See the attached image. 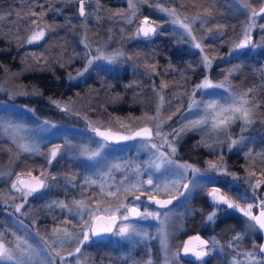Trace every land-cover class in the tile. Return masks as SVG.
Instances as JSON below:
<instances>
[{
	"label": "rangeland",
	"instance_id": "1",
	"mask_svg": "<svg viewBox=\"0 0 264 264\" xmlns=\"http://www.w3.org/2000/svg\"><path fill=\"white\" fill-rule=\"evenodd\" d=\"M263 1L260 0L259 5ZM121 2L125 6L127 0H121ZM158 3H162L169 8H175L178 16L186 23H191L192 17L196 15L181 11L173 4L174 2ZM231 3L233 4L230 6L231 11L224 14L227 17L224 18L235 22L233 28H230L226 21L221 22V24L219 22L211 23L207 17H204L208 21L204 27L200 26V21L192 24L193 35L204 47L203 54L212 59L211 68L205 69L200 63L198 67L192 65V68H190L192 57H187L186 63L189 67V73L182 74L177 80L173 76L170 77L169 85L172 84L168 89L170 97L166 93L168 85L166 81L158 82L154 72L149 71L150 69H139V73L150 75V83L157 89V93L154 100L151 99V94L146 97L143 96L142 105L144 108L139 107L141 111L137 110L136 114L131 113L130 116L128 114L123 117L104 115L102 113L103 108L99 110L94 107L97 104L92 101L93 94L86 93L84 95L81 88V90H74L73 95L70 94L65 98L56 97L48 101V107L62 120L54 121L40 117L35 115L33 111H28L30 108L27 105L16 104L13 101L15 97L22 100H27L29 97H38L37 91L33 90L30 85L28 87L18 85L19 77L29 69L28 64H22L20 69L2 75L0 81V119L18 124L23 130L13 135L11 129L5 131L3 127H0V138L5 139L2 145L4 153L0 155V233L4 234L6 241L13 243L15 242V236L12 233L27 236L34 248L37 250L43 249L40 255H33L30 264H43L49 250L41 237H44L51 244L56 239L52 234V229L58 225L70 232L79 234V238H83L80 225L83 224L84 220L89 219L87 209L81 217L75 211L70 213L67 209L52 205L54 201H64L66 204L71 205L73 200L80 199H85L91 209H115L120 203L134 204L139 207L141 212L146 210L159 212L161 214L160 220L147 218L118 221L117 225L131 223L136 226L137 231L141 234H147V236L133 235L130 238L108 235V239L113 244L128 245L127 248L123 247L118 251L108 250L104 254L94 253L90 250V244L93 242L91 238L80 246V253L68 256L69 251H75L76 241H66L63 249H61V255L66 257L63 264H76L77 260L80 261V264H133V262L142 264L143 261L148 259L149 250L153 264H164L166 256L170 258L173 254L178 253L181 245L180 233L189 228V220L194 214L201 213L204 209L192 205L194 196L200 202L204 199L207 202L203 204L207 212L203 218H198L195 224L199 228H207L209 230V233H207L208 240L212 241L214 239L217 242V245L212 248L209 254L215 256L216 259L214 258L212 263L209 262L208 264H234V262L235 264H247V257L243 253L253 251V245L257 246L255 253L258 260H264V255L258 251L261 240L260 231L249 230L247 225L250 221L241 212L229 209L226 205L213 206L211 198L207 195L214 187H220L223 189H221L223 193L229 195L241 207L246 208L248 203H252L253 214H256L258 208L256 205L260 203L261 199H264V185L256 190L255 196L252 192V185L257 180L264 179V175H262V172H264V157L257 155L264 153V102L260 97V93L264 89V29L260 27L253 28L251 31L252 43L245 48L234 49V46L244 39V22L247 20V15L244 10L239 9L237 0H230ZM142 4L140 10L142 15L135 24H125L118 14H114L115 16L108 14V16L102 17L109 19L110 22H121V26H129L128 28L125 27L129 30V33L123 32L122 36L134 41L136 38H133V34L137 25L144 16H148L150 20H154L160 25L159 29L171 31L177 37L176 44L180 50L189 53L199 62L200 50L192 47L191 37L185 33V30L178 24L171 23V18L159 12L155 7L156 4ZM97 5H99V9ZM259 5H253V7L257 9ZM100 7L97 0H90L89 5H86L87 17H82L84 21L79 22L78 25L72 28L65 22L67 20L60 21L61 24L53 22L56 20L58 12L55 13L52 8L42 9L40 12H36L34 16L30 13L27 22L20 25L14 24L12 27L11 32L16 36L14 42H17L19 46L27 45L35 48L36 58L31 54L29 57L34 60L37 66L43 68L49 63L46 61L47 58H52L55 63H58L57 65H60V68L68 61L76 62V65L71 68H74L76 74L71 79L77 81L80 85L84 76H95L94 79L99 80L102 75V73L99 74L100 71L105 73L125 70L132 72L134 68L135 71H138L129 57L114 43L117 38L121 39V37L113 34L115 26L106 22L104 24L101 22L94 24L96 19H103L99 13ZM76 12L77 10L72 12L73 17H75ZM0 17H2L0 18V25L11 21L9 19L11 15L1 14L0 12ZM33 20L37 22L39 27L45 29L46 35L42 40L28 44L26 40L36 27L31 23ZM87 21L92 22L94 26L89 25ZM258 23H264V19L259 20ZM217 25H223L222 35L217 30ZM208 29H212V32L209 33ZM68 31L70 33L69 38L67 37ZM206 40L214 41L219 49L207 47L204 44ZM85 44L88 46L85 47ZM42 47L43 49H41ZM101 52L105 55L122 52L124 55L112 64L105 60H96L88 67L87 71H84L88 60L100 55ZM78 62H81L80 65H78ZM94 68L99 71L89 72L90 69ZM193 69L195 70L193 71ZM230 69L233 71L229 75ZM247 69L259 72L254 82L248 76ZM79 72H83V75H77ZM205 76L211 79L213 83H224L225 87L236 95L242 94L250 88H255L254 95L260 103V107L253 114L254 122L244 125L242 120L237 119L224 131H218L211 128L209 117V124L207 125L192 130H184L175 139L169 136V140L174 143L177 149L172 159L177 163H187L200 170L195 175H193L191 169L187 170L191 190L187 191L185 196H178L177 202L173 205L171 204L167 208L152 205L147 201V193L142 195L139 201L134 200L131 195H128L125 199L126 194L124 193H118L117 196H106L105 193L109 190L116 192L125 175H133L129 171L128 165L140 164L141 167H144V162L151 158V151L140 148L141 142L134 140L124 144H108L102 150L100 158L92 161L87 160L85 156L80 154L79 146L87 145L89 148L95 149L97 146L95 141H100L94 136L89 126L95 125L129 132L144 124H148L155 129L156 124L160 123L162 134L173 133L174 130L180 131L189 120L200 119L205 115L204 103L202 102L214 99L220 101L221 104H226L230 100V92L224 89L195 91L193 95L195 85L200 83ZM225 76L228 77L227 80H225ZM161 97H163V101H161ZM192 99L199 104V107L189 110L188 105ZM52 101L59 102L60 106L57 107ZM128 103L125 104V108ZM130 106H135L132 101ZM62 108H67L68 111H62ZM158 108L159 114H157ZM150 117L153 119H149ZM44 121H48L49 124L45 125ZM242 127L246 128L243 133L241 132ZM241 135L245 137L244 143L229 150L228 145L231 141L228 137L239 139ZM13 139H15V143H13ZM65 142L68 146H65ZM154 142L159 144L162 141L156 139ZM18 144H27L33 150L24 152L18 147ZM57 145L62 147L61 154L53 161L52 165H48L47 158L50 149ZM13 148L15 152H18V155H12V158L15 159L12 162L10 161L9 168H2L1 163L6 157L10 156V151H13ZM249 149H252V158L245 157V153ZM163 151L168 152L167 149H163ZM19 154L24 156H19ZM36 155H40L42 159L38 161L37 169L33 170L26 166L23 157L29 158ZM221 157H223V166L229 173L234 174L237 177L236 179H233L231 175H218L215 171L210 170V162L219 166ZM116 163L121 165V169L119 171L112 169L109 173L110 166ZM45 172L48 173L47 177H43ZM253 172L255 175L250 176V173ZM32 173L37 174L40 178H45L49 187L29 196L25 202L20 193L11 188V185L17 179V176L28 177ZM147 175V173L142 174L140 179L146 180ZM52 176H56L57 179L52 180ZM72 176H75V180L69 182V178ZM154 177L161 184L174 179L171 173H164L163 170L161 173H154ZM86 178L95 179L98 183L87 185L85 184ZM246 181H250V183ZM73 184H75V187H73ZM101 184H103L105 190L103 193L100 190ZM178 191L185 190L180 187ZM135 195H141V193L137 192ZM156 196L169 197L170 195L161 193ZM19 204H23V207L20 212H17L16 205ZM207 205L211 206L209 210L206 208ZM213 211L216 212L215 219L208 221L207 216ZM98 214L107 215L103 211L98 212ZM229 216L232 219L227 221L226 218ZM65 221H69V223H64ZM161 221L164 223L161 224ZM161 229L167 235V253L161 248ZM237 234L242 235L243 239L234 240L233 237ZM257 236H260V238L257 239ZM229 243H231V247H229ZM56 264H61L58 257L56 258ZM174 264L188 263L181 260L178 255V259Z\"/></svg>",
	"mask_w": 264,
	"mask_h": 264
},
{
	"label": "snow or ice",
	"instance_id": "2",
	"mask_svg": "<svg viewBox=\"0 0 264 264\" xmlns=\"http://www.w3.org/2000/svg\"><path fill=\"white\" fill-rule=\"evenodd\" d=\"M86 2L87 0H79V15L81 17H87L88 13L86 12ZM239 4V9L244 10L247 15V20L244 22V39L234 46V49L245 48L249 44L252 43L251 40V31L253 28L260 27L264 29V23H258L259 20L264 19V5H262L259 10H257L249 0H237ZM149 3V0H127L128 5V13L125 14L123 11L118 15L123 19L125 24H133L140 14L139 4ZM156 9L164 13L165 15L171 18V23L178 24L181 28L185 30V33L191 37L192 47L195 49H199L201 53L199 63L203 65L205 69H209L212 66V59H210L207 55H204V47L202 43L197 41L195 35H193L192 24L196 21H200V26L204 27L208 21L204 19V17L197 13L192 17L191 23H186L182 20L175 8L166 7L162 3H156ZM99 9V5H97ZM205 14L207 16H212V11L209 9H205ZM31 15H36V13H31ZM2 18V17H0ZM32 24L36 25L33 29L31 35L27 38L26 43L32 44L42 40L45 35V29L39 27L37 22L33 20ZM160 25L157 24L154 20H150L148 16H144L140 23L137 25L136 30L133 34V38L143 37L144 39H150L154 35L158 33ZM123 31V29H121ZM217 30L223 34V25H217ZM208 32L211 33L212 29H208ZM82 43L84 41H81ZM88 45L85 44V47ZM255 47V45H253ZM233 49V50H234ZM124 54L122 52H117L112 55H105L101 52L100 55L94 56L88 60L87 65L85 66L84 71L88 70V67L93 64L96 60H105L109 64L117 62ZM192 68V65H189ZM195 69H193L194 71ZM233 70H229V75ZM77 75H83V72L77 73ZM71 78V77H70ZM228 77L225 76V80ZM166 86V85H165ZM208 89H224L225 91L230 90L225 87L224 83H213L211 79L207 76L204 79L195 85V91H205ZM251 94V95H250ZM255 88H250L246 92L236 95L235 93L230 92V100L226 104H221L218 100H209L204 103L205 115L200 119L189 120L187 124L184 125L180 131H173V133L162 134L160 123H157L155 129L149 126H145L135 131L132 135H119L117 133H113L110 130L102 131L99 127L95 125H90L91 131L95 134V136L100 138V141H95L97 144L95 149L89 148L87 145L79 146L80 154L85 156L87 160H97L102 156V150L107 147L109 143H120L123 141H134L139 140L140 148L151 151V158L144 162V167H141L140 164H129L128 169L133 173L132 176L125 175L123 180L121 181V185L117 188L116 192L111 190L105 193L106 196H117L118 193H124L125 199H127L128 195L133 196V199L136 201L141 200V196L144 194H148L147 198L149 202H154L159 208H167L169 205L173 203V200L178 199V196H185L187 191L191 190V185L188 182L187 170L191 169L193 175L197 174L200 170L192 167L191 165L184 163H177L172 156L175 155L177 149L169 140V136H172L173 139L178 138L184 130H192L199 128L201 126L209 124V117L211 128L213 130L224 131L231 123L235 120H242L244 125H249L253 123V114L257 108L260 107V103L255 98ZM191 99V98H190ZM161 101H163V97H161ZM55 103L57 107H59V102L52 101ZM199 107V104L192 99L188 105V109L191 110L193 108ZM62 111H68L67 108H62ZM28 111H33L32 109H28ZM157 114H159V108L157 109ZM149 119H153L150 117ZM171 119V117H169ZM45 125H48V121L43 122ZM54 127V125H52ZM0 127H3L5 131L12 130L13 135L22 131V127L18 124H13L11 122H5L0 119ZM246 130L245 127L241 128V132L243 133ZM156 139H160L161 143L154 142ZM231 141L229 143L228 148L231 150L237 145H242L244 143L245 137L240 136L239 139H233L231 136L228 137ZM15 139H13V143H15ZM65 146L67 142H65ZM18 147L24 151L29 152L33 149L31 146L27 144H18ZM163 149H167L166 153ZM62 151V147L60 145L55 146L50 149L47 158V164L52 165L53 161L60 156ZM261 157H264V153L257 154ZM246 158H252V149H249L248 152L245 153ZM221 164L218 166L215 163L209 164V168L211 171H215L218 175L228 176L231 175L233 179H236L234 174L229 173L226 168L223 166V157L220 158ZM112 169L120 170L121 165L116 163L112 164L109 168V173ZM163 170L164 173H171L174 176V179L167 180L163 184L159 183L157 179L154 177V173H161ZM147 173V179L141 180L140 177L142 174ZM251 175H255V173H250ZM264 175V172H262ZM48 173H43V177H47ZM52 180H56V176L51 177ZM75 180V176L69 178V182ZM249 182L250 181H246ZM98 181L92 178H86L85 184L87 185H95ZM264 185V179L257 180L255 184L252 185L253 195H256V190ZM49 187L45 178L33 177L31 182H27L22 180L19 176L12 183L11 188L16 192L20 193L21 197H23L24 201H27L29 196H32L34 193L40 191L41 189ZM75 187V184H73ZM180 187H183L185 191H178ZM100 190L103 193L104 186L100 185ZM141 193V195H135V193ZM167 194L171 196V199L167 200H159L156 199V195L158 194ZM175 193V194H174ZM212 201V205H226L229 209H235L236 211L241 212L245 217H247L250 223L247 225L248 229L251 231L259 230L260 232H264V199L260 200V203L256 205L261 210L258 215L253 214V204L248 203L247 207H241L240 204L234 202L229 195L223 193L220 187H214L207 194ZM52 205L59 207L61 209H67L70 213L75 211L77 215L83 217L85 214V210L87 209V215L89 219L84 220L83 224L80 225L82 228V239L79 238V234H75L73 232L68 231L66 228H62L61 226H57L52 229V234L56 237L55 240L52 241L51 244L44 237H41L44 240V244L47 247L48 255L45 257L43 264H56V258H59L61 264L65 261L66 257L61 255V249H63L66 241H76L75 251H69L67 253L68 256H74L77 253L81 252V245L88 242L92 237L102 236L107 233H111L112 235L120 236L122 238H130L133 235L135 236H147V234H141L137 231V228L134 224L131 223H120L117 225V221H129V220H137V219H147L151 218L154 220H160L159 212H149L144 211L141 212L139 207L134 204L120 203L118 207L115 209L112 208H96L91 209L86 203L85 199L73 200L71 205L66 204L64 201H54ZM50 205V206H52ZM23 204L16 205V211L20 212ZM103 211L107 215L106 216H98L97 213ZM216 212L213 211L207 216L208 221H213L215 219ZM64 223H69V221H65ZM164 222L161 221V224ZM118 228V230H116ZM15 236V242L6 241L4 239V234L0 233V264H30L33 255H40V252L43 249L37 250L34 248L33 244H31L27 238V236H19L16 233H12ZM234 240H241L243 236L237 234L233 237ZM192 241H196L195 244ZM160 244L161 248L167 253L168 251V242L167 235L161 229L160 234ZM217 245V242L213 239L212 241L202 240L199 236L192 237L189 241H186L183 245V253L184 255L191 254L196 258L197 261H201V264H204V257L208 256ZM231 243H229V247H231ZM256 245H253L254 250L251 252L243 253L244 256L247 257V264H264V260H258L255 249ZM258 251L260 253H264V244L258 246ZM179 253L173 254L170 258L165 257L164 264H174V262L178 259ZM76 264H80V261L77 260ZM133 264H137V262H133ZM142 264H153V260L150 255L148 259L143 261ZM235 264V262H234Z\"/></svg>",
	"mask_w": 264,
	"mask_h": 264
},
{
	"label": "trees",
	"instance_id": "3",
	"mask_svg": "<svg viewBox=\"0 0 264 264\" xmlns=\"http://www.w3.org/2000/svg\"><path fill=\"white\" fill-rule=\"evenodd\" d=\"M77 1L0 0L1 14H8L9 16L11 15V17L9 18L11 20H9L10 23L4 22V26L0 25V81L2 75L20 69V66L22 64H28L29 69L19 77L18 85L27 87L28 85H30L31 87H33V90L37 91L36 93L38 97H29L30 99L28 98L27 100H22L19 97H15L13 98V101L16 104L27 105L30 109L33 110V113L35 115L54 121L62 120L60 116L55 115L50 107H48V101L56 97L65 98L70 94L73 95L74 90H81L82 88V94H93L92 101L97 104L94 107L99 110H102L103 108L102 113L104 115H108V117H123L125 116V114H128L130 116L131 113L136 114L137 110H139V107H143V96L146 97L148 94H151V99L154 100V96L157 93V89L154 88L150 83V75L139 73V69H150L149 71L154 72L158 82L166 81L168 83L166 93L170 97V94H168V89L170 86H172V84L169 85L170 77L173 76L175 80H177L179 76H182V74L189 73V67L186 63L187 57H192L190 61L191 65L197 67L200 66L195 57L185 51L180 50V48L176 44L177 37L168 29H158V33L150 39H144L143 37H140L136 38L134 41H130L129 38L123 37V32L129 33V30L125 28L127 26L123 25V28V26H121V22H110L108 21L109 19L103 18L105 16H108V14L110 16H115L119 14L120 11H123L125 14L128 13L127 3L124 6L121 0H97L101 6L99 13L101 18L103 19H96V21L93 22L94 24H98V22L104 24L106 22L107 24H112L115 26V31L113 32V34L121 37V39L117 38L114 43L119 46L121 51H123L129 57V59L135 64V67L138 69V71H135V68L132 72H129L127 70L109 73L100 71L99 74L102 73V75L99 80H95V76H84L82 77V84L80 85L77 83V81H73L70 78L74 74H76L74 73V68L71 69L74 65H76V62L72 63L68 61V63L66 62V64H63L66 66L62 65V68H60V65H57L58 63H55L52 58H47L46 61L49 63H47L44 68L37 66L34 60L29 57V55L31 54L34 55V58H36V49L27 45L19 46L17 42H14L16 36L11 32L12 27L14 26V24L20 25L21 23L27 22L28 14L33 12H40L42 9L47 8H52L55 13L58 12V16L56 15L57 18H55L56 20H54L53 22L61 24L60 21L67 20L65 22L70 25V28L75 27L79 22L84 21L82 20V17H79L78 12H76L75 17H73L72 15V12L77 10ZM158 2H174L173 4L181 11L189 12V14L199 13L203 17L209 18L211 23L219 22V24H221V22L226 21L227 25L230 28H233L235 25V22L227 20V17L224 16V14H227L229 11H231L230 6L233 4H230V0H149V3L151 4H156ZM249 2L252 5L257 6L259 5L260 0H249ZM89 3L90 0L86 2V5H89ZM138 6L141 10L143 4H139ZM205 9L211 10L212 16H207L205 14ZM141 15L142 11H140L137 19ZM137 19L133 24L136 23ZM88 24L94 26L92 22H88ZM120 26L121 28H119ZM67 29H69V27H67ZM121 29H123V31ZM69 34L70 33L68 31V38L70 37ZM204 44L207 47L219 49L214 41L206 40L204 41ZM41 49H43V47ZM233 61L235 62L236 60ZM79 63L81 62H78V65H80ZM96 70V68L90 69L89 72L92 73ZM98 71L99 70H97L96 72ZM247 74H249L248 76L254 82V80H256V78L258 77L259 72L247 69ZM180 86L184 87L183 85ZM260 97L264 102V89L261 91ZM131 101L135 106H130ZM126 103H128V105L125 108ZM4 141L5 139L0 138V155L4 153L2 148ZM17 153L18 152H15L13 148V151H10V156L8 158L6 157L1 163V167L5 169L6 167L9 168L11 164L10 161L12 162V160L15 159L12 158V155H18ZM19 156L24 155L19 154ZM23 158L25 159V164H27L26 166L33 170L37 169L38 161L42 159L40 155ZM23 158L21 157V159ZM203 208L205 209V207ZM204 209L201 213L194 214L192 219L197 220L198 218H203L204 214L207 212ZM226 219L227 221H229L232 219V217L229 216ZM192 228L197 229L199 227L198 225L195 227H191V231ZM123 247L127 248L128 245L122 243L113 244L108 239V237L99 240L93 239V242L90 244V250L97 254H104L108 250L118 251ZM214 258L216 259L215 256H210L207 260L204 261V264H208L209 262L212 263Z\"/></svg>",
	"mask_w": 264,
	"mask_h": 264
},
{
	"label": "water",
	"instance_id": "4",
	"mask_svg": "<svg viewBox=\"0 0 264 264\" xmlns=\"http://www.w3.org/2000/svg\"><path fill=\"white\" fill-rule=\"evenodd\" d=\"M88 1V0H87ZM262 5H264V2L259 6V8L262 6ZM259 8L257 9V10H259ZM77 12H78V15H79V2L77 3ZM79 17H81L80 15H79ZM145 126H149V127H151L150 125H148V124H144V125H140V126H138V127H136V128H134L133 130H131V131H129V132H125V131H121V130H112V129H109V128H103V127H99L100 128V130H102V131H107V130H110L111 132H113V133H117V134H119V135H132L135 131H137V130H139L140 128H142V127H145ZM94 136H95V134H94ZM96 138H98V139H100L99 137H97V136H95ZM127 142H130V141H123V142H120V143H109V144H124V143H127ZM33 177H38V175L37 174H32V175H30V176H28V177H20L22 180H24V181H27V182H31L32 181V179H33ZM156 199H159V200H167V199H171V196L170 197H160V196H156ZM147 201L149 202V200H148V198H147ZM175 200H173V202H174ZM150 204H152V205H156L154 202H149ZM157 206V205H156ZM260 208L258 207L257 208V210H256V214L255 215H258L259 214V212H260ZM98 216H106V215H104V214H98ZM119 221V220H118ZM117 221V222H118ZM261 233V240H260V245L261 244H264V232H260ZM111 233H107V234H104V235H102V236H96V237H92L93 239H95V240H99V239H103V238H106L108 235H110ZM196 236H199L202 240H207L204 236H202L200 233H198V232H195V233H192L191 235H189V236H187L184 240H183V244H182V246H181V248H180V250H179V257L181 258V259H184V260H196V258L194 257V256H192L191 254H189V255H184V253H183V245H184V243L186 242V241H189L192 237H196ZM192 243L193 244H195L196 243V241H192ZM261 254H264V253H261ZM208 257H209V255L208 256H206V257H204V260H206V259H208ZM197 261V260H196Z\"/></svg>",
	"mask_w": 264,
	"mask_h": 264
},
{
	"label": "flooded vegetation",
	"instance_id": "5",
	"mask_svg": "<svg viewBox=\"0 0 264 264\" xmlns=\"http://www.w3.org/2000/svg\"><path fill=\"white\" fill-rule=\"evenodd\" d=\"M33 175H34V173H32ZM32 174H29L28 176H30V175H32ZM209 187V186H208ZM222 189V188H221ZM223 190V189H222ZM39 192V191H38ZM37 193V192H36ZM170 197V196H169ZM177 200L178 199H176L173 203H172V205L174 204V203H176L177 202ZM205 203H207L206 202V200L204 199L203 201H198L197 199H196V197L194 196L193 197V200H192V205L193 206H196V207H198V208H200V209H202L203 207H205V205H203V204H205ZM206 208L209 210V208H211V206L210 205H207L206 206ZM205 210V209H204ZM221 219V218H220ZM195 221L196 220H193L192 218L189 220V228L188 229H186L185 231H182L181 233H180V240H181V245H180V247H179V250H180V248H181V246H182V244H183V240L187 237V236H189V235H191L192 233H195V232H198V233H200L202 236H204L207 240H208V238H207V233H209V230H207V228H197V229H195V228H192V231H191V227H195V226H197L196 224H195ZM260 238V236H257V239H259ZM209 241V240H208ZM179 250H178V253H179ZM209 257H210V255H209ZM208 257V258H209ZM181 260H183V261H185V262H187L188 264H200L201 263V261H196V260H184V259H181Z\"/></svg>",
	"mask_w": 264,
	"mask_h": 264
}]
</instances>
